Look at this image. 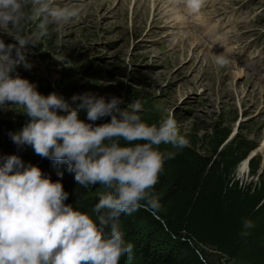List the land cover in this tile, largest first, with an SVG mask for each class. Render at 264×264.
I'll list each match as a JSON object with an SVG mask.
<instances>
[{
    "label": "clouds",
    "instance_id": "1",
    "mask_svg": "<svg viewBox=\"0 0 264 264\" xmlns=\"http://www.w3.org/2000/svg\"><path fill=\"white\" fill-rule=\"evenodd\" d=\"M183 3L189 13H199L204 0ZM80 12L59 6L57 0H0V34L15 40L5 43L0 36V107L19 108L29 117L20 131L10 133L12 142L31 146L42 158L66 162L81 185L106 189L93 206L94 220L64 203L68 193L59 180L53 182L35 165L25 166L15 154L0 157V264H119L133 248L124 240L121 215L159 208L152 189L165 160L177 154L161 146L181 150L189 143L172 115L158 124L142 120L139 101L129 111L116 96H45L18 73L13 75L18 66L31 69L27 55L49 25L67 26ZM33 24L36 32L29 28ZM81 110L89 121L110 120L94 126L79 119ZM237 179L243 186L247 177ZM253 226L245 220L243 234Z\"/></svg>",
    "mask_w": 264,
    "mask_h": 264
},
{
    "label": "rangeland",
    "instance_id": "2",
    "mask_svg": "<svg viewBox=\"0 0 264 264\" xmlns=\"http://www.w3.org/2000/svg\"><path fill=\"white\" fill-rule=\"evenodd\" d=\"M212 1L206 0L204 4ZM216 1L224 10L228 9L225 3L233 9L214 16L211 7L203 4L200 9L205 7L206 20L216 17L225 24L222 33L233 30L230 39L218 49L214 39L219 38L216 34L223 28L221 24L200 21L193 31L184 30L176 26V17L181 16V23L185 24L184 17L172 14L171 7L166 16L158 15L155 21L150 16L151 6L141 5L137 0H57L59 6L79 8L80 15L67 26H48L47 34L39 37L40 42L27 55L32 64L27 73L50 86V93L63 95L65 99L68 97L56 87L57 81L66 75L78 76L100 87L109 97L121 98L123 109L131 110V105L139 101L142 110L152 112L159 122L172 115L180 135L189 141L194 152L206 159L228 164L234 158L226 154L229 147L219 157L216 156L218 148L231 142H247L254 147L245 156L242 174L247 177L244 184L254 182L256 177L251 175L249 159L258 158L256 173H264V0ZM157 6L160 10L161 4ZM165 17L168 24L163 21ZM29 28L37 31L35 24ZM9 32L16 34L11 26ZM203 33H211L206 38L210 40L209 45L200 39ZM179 35L185 41H192V35H196L197 46L182 47L173 39ZM0 36L5 43H15L7 34ZM200 46L217 53L224 63L219 62L220 57L214 62L206 60ZM225 47H234L239 65L233 53H223ZM240 70L243 75H237ZM31 83L37 86L36 81ZM19 111L22 110L11 106L0 107L1 118L16 123L27 116ZM224 134L226 137L215 148ZM16 155L21 160H33L26 151ZM240 161L231 170L236 180L241 175L237 169ZM137 223L143 229L149 227L152 232H161L160 222L149 212ZM132 251L121 257L119 264H138L139 253ZM180 258L198 260L201 257L189 244Z\"/></svg>",
    "mask_w": 264,
    "mask_h": 264
},
{
    "label": "trees",
    "instance_id": "3",
    "mask_svg": "<svg viewBox=\"0 0 264 264\" xmlns=\"http://www.w3.org/2000/svg\"><path fill=\"white\" fill-rule=\"evenodd\" d=\"M17 73L29 82L36 81V90L42 95L47 96L51 92L50 86L33 79L22 65L16 68L13 75ZM56 87L69 100L74 94L82 93L110 98L100 87L78 76L61 77ZM138 115L149 124L159 123L150 111L142 110ZM79 119L95 126L108 122L110 117L92 122L87 119L86 111L81 110ZM28 121V116L16 123L2 119L0 114V157L26 151L33 160H22L24 165H35L53 182L59 180L68 193L64 203L95 220L96 214L92 209L105 189L99 184L83 186L75 181L74 172L68 171L66 162H56L37 154L36 159L31 146L18 147L14 144L10 133L20 131ZM225 137V134L222 135L214 147H218ZM245 143L231 142L218 148L216 156L219 157L229 147L226 154H232L234 158L228 164L223 160L206 159L189 145L181 150L170 145L161 146L162 151H175L177 154L165 160L159 181L152 189L159 208L150 211L139 209L131 216L121 215L119 220L125 242L132 244V249L139 253L138 264H264V173H256L259 159H249L247 163L251 175L256 177L254 182L241 186L231 175L234 164L246 159L245 156L254 147ZM30 149L31 152H28ZM2 162L0 160V164ZM147 212L160 222L159 234L149 230V227L143 229L138 225L140 217ZM245 220L252 221L254 225L247 229V235L243 234ZM189 244L195 247L201 258H180Z\"/></svg>",
    "mask_w": 264,
    "mask_h": 264
},
{
    "label": "bare ground",
    "instance_id": "4",
    "mask_svg": "<svg viewBox=\"0 0 264 264\" xmlns=\"http://www.w3.org/2000/svg\"><path fill=\"white\" fill-rule=\"evenodd\" d=\"M137 1L140 4L142 3L141 5H143L145 3L146 5L149 4L151 6L150 16L152 15V19L153 20L155 19V21H158L157 20V16L158 15H161L162 14V15L166 16V12L169 10L168 7H171V8L172 7H176V4H175V2L173 0H137ZM157 3L158 4H161V9L160 10H159V7L157 6ZM164 16H163V18H164ZM180 17L181 16H179V19H180ZM176 18L178 19V17H176ZM163 21L165 22V24H168V21L166 20V17H165V19H163ZM187 33H188V31H187ZM192 38H193L192 41H185L183 39V36H180L179 35V37H173V39H175L177 42H179L180 44H182V47H184V46L187 45L189 47H192V49H193L195 46H197V42H198L199 39H198V37L196 35H192ZM173 39H171L172 41H170V42H174ZM199 48L201 49L200 52H203L202 54H204L206 56V58H205L206 60L207 59L208 60L210 59L211 62H214L216 60L215 58L220 57V56H217L216 55L217 53H215L214 51L210 50L209 48H206L204 46H202V47L200 46ZM205 48L207 49V51H205L206 50ZM221 59H222V61H225L223 58H221ZM225 63H227V62H225ZM230 66H233V65H230ZM237 70H239V69H237ZM237 75H243V72L242 71L241 72L237 71ZM245 165H246V160H242L238 164V168L237 169H238V172L240 174L244 173Z\"/></svg>",
    "mask_w": 264,
    "mask_h": 264
}]
</instances>
